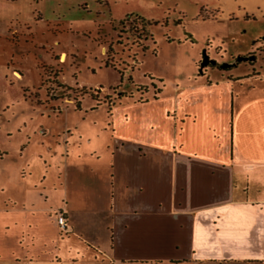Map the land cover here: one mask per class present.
Masks as SVG:
<instances>
[{
    "label": "rangeland",
    "instance_id": "rangeland-1",
    "mask_svg": "<svg viewBox=\"0 0 264 264\" xmlns=\"http://www.w3.org/2000/svg\"><path fill=\"white\" fill-rule=\"evenodd\" d=\"M205 76L264 98V0H0V210L58 209L117 112Z\"/></svg>",
    "mask_w": 264,
    "mask_h": 264
},
{
    "label": "crops",
    "instance_id": "crops-1",
    "mask_svg": "<svg viewBox=\"0 0 264 264\" xmlns=\"http://www.w3.org/2000/svg\"><path fill=\"white\" fill-rule=\"evenodd\" d=\"M235 79L117 112L82 193L0 210V264H264V98L236 105Z\"/></svg>",
    "mask_w": 264,
    "mask_h": 264
},
{
    "label": "built area",
    "instance_id": "built-area-1",
    "mask_svg": "<svg viewBox=\"0 0 264 264\" xmlns=\"http://www.w3.org/2000/svg\"><path fill=\"white\" fill-rule=\"evenodd\" d=\"M56 222L57 224L61 227V228H64V217L62 214H58L57 217H56Z\"/></svg>",
    "mask_w": 264,
    "mask_h": 264
},
{
    "label": "trees",
    "instance_id": "trees-1",
    "mask_svg": "<svg viewBox=\"0 0 264 264\" xmlns=\"http://www.w3.org/2000/svg\"><path fill=\"white\" fill-rule=\"evenodd\" d=\"M136 19L140 22V23H142V24H149L148 22H146L145 20H143V19H141V18H139V17H136ZM120 23H122V20L120 21ZM76 105H77V103H76Z\"/></svg>",
    "mask_w": 264,
    "mask_h": 264
},
{
    "label": "water",
    "instance_id": "water-1",
    "mask_svg": "<svg viewBox=\"0 0 264 264\" xmlns=\"http://www.w3.org/2000/svg\"><path fill=\"white\" fill-rule=\"evenodd\" d=\"M238 60H240V58H237ZM201 67V66H200Z\"/></svg>",
    "mask_w": 264,
    "mask_h": 264
}]
</instances>
